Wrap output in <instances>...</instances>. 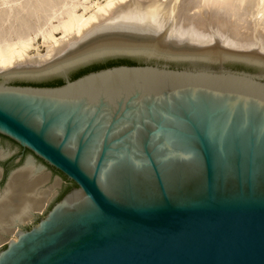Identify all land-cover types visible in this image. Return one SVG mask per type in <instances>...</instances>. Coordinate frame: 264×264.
<instances>
[{
	"label": "water",
	"instance_id": "obj_1",
	"mask_svg": "<svg viewBox=\"0 0 264 264\" xmlns=\"http://www.w3.org/2000/svg\"><path fill=\"white\" fill-rule=\"evenodd\" d=\"M210 31L85 32L0 66V134L74 184L0 264H264V54Z\"/></svg>",
	"mask_w": 264,
	"mask_h": 264
},
{
	"label": "bare ground",
	"instance_id": "obj_2",
	"mask_svg": "<svg viewBox=\"0 0 264 264\" xmlns=\"http://www.w3.org/2000/svg\"><path fill=\"white\" fill-rule=\"evenodd\" d=\"M206 21L222 47L251 50L259 42L257 51L264 54V0H105L91 5L86 0H68L59 6L57 0H0V66L44 56L85 32L134 37L162 34L209 45L214 38ZM4 26L12 29L9 35L1 31ZM30 29L47 48L35 58L28 55L35 40L26 32ZM10 153L9 148L0 149V157ZM48 179L49 174L32 156L9 173L0 191V244L46 207L59 184L58 180L47 184Z\"/></svg>",
	"mask_w": 264,
	"mask_h": 264
},
{
	"label": "rangeland",
	"instance_id": "obj_3",
	"mask_svg": "<svg viewBox=\"0 0 264 264\" xmlns=\"http://www.w3.org/2000/svg\"><path fill=\"white\" fill-rule=\"evenodd\" d=\"M68 0H57L58 6L60 4V2H65ZM74 1H80L82 2L83 0H74ZM87 4L91 5L93 3H100V4H104L105 0H86ZM91 10V9H90ZM80 11H82L81 8H79V13ZM50 13V11L46 12V14ZM43 14V18L47 19V15ZM54 22V20H53ZM5 28V29H4ZM4 29V30H3ZM3 29L1 31H6L5 33L7 35L10 34V32L12 31V29H9V27H3ZM10 30V31H9ZM26 32H28V34L30 36L34 35V32L32 29L27 30ZM61 33L57 32L56 33V38L60 39ZM35 36V35H34ZM33 36V37H34ZM37 37V38H36ZM34 37V41H33V47L31 48V50L29 51V56L32 58L36 57V54L38 55H42L44 54L46 51V45L42 42L41 37L38 35ZM2 148H9L11 149V153L5 157H0V167L3 168V171L1 172L0 175V189H3L6 181H7V176L9 175L8 173L11 172L12 170H15V168H19L20 166H22L26 160L27 157L32 156V158L34 159V161L37 164H40L43 166L44 170L49 174V179L47 181V184H51L53 183L55 180H58L59 184L58 186H56V191L54 193V195L51 197V199L49 200V202L47 203L46 207L43 209V211L40 212H34V216L31 218V220H28L24 223H22L23 226H30L34 221L37 220V218L40 215H43V213L45 212V210L47 208H49V206L52 204V202L54 200H56L58 197L61 196L62 193H64L65 191H67L70 187H72L74 184L71 180L67 179L61 172H59L58 170H56L55 168H53L52 166L46 164L42 159H40L39 157L35 156L30 150L22 148L19 144H17L15 141H13L12 139L0 134V149ZM12 169V170H11ZM11 170V171H10ZM4 242H2L1 244H3ZM0 244V245H1Z\"/></svg>",
	"mask_w": 264,
	"mask_h": 264
},
{
	"label": "flooded vegetation",
	"instance_id": "obj_4",
	"mask_svg": "<svg viewBox=\"0 0 264 264\" xmlns=\"http://www.w3.org/2000/svg\"><path fill=\"white\" fill-rule=\"evenodd\" d=\"M2 148V147H1ZM1 169H0V171L2 172L3 171V168L2 167H0ZM1 172H0V175H1ZM6 183H7V181H6ZM6 185V184H5ZM5 187V186H4ZM2 189H0V191H1Z\"/></svg>",
	"mask_w": 264,
	"mask_h": 264
}]
</instances>
